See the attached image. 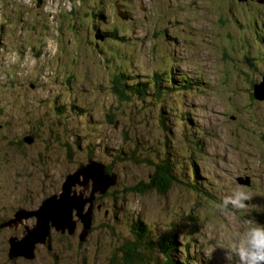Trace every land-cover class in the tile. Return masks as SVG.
<instances>
[{"label":"rangeland","instance_id":"374dc122","mask_svg":"<svg viewBox=\"0 0 264 264\" xmlns=\"http://www.w3.org/2000/svg\"><path fill=\"white\" fill-rule=\"evenodd\" d=\"M95 1L0 0V264H123L122 247L131 243L129 227L138 219L156 223L162 235L175 232L172 255L179 262L185 243L196 264H239L234 244L246 221L264 225V101L253 96V84L264 78V3ZM90 14L101 18L89 23ZM114 28L125 56L134 51L125 63L139 79L171 66L176 77L193 81L191 91L164 93L179 106L164 107L163 121L160 102H120L111 93V74L125 63L92 55L86 41ZM63 108L57 116L54 109ZM106 108L117 115L113 125L101 121ZM120 148L133 152V160H116ZM173 155L181 162L178 175L191 173L207 195L182 184L162 194L139 191L154 174L144 160ZM90 156L113 165L117 179L109 195L96 196L85 242L78 225L67 238H51L50 252L38 245L30 261L8 260L7 240L23 235L35 218L15 230L1 225L16 209L37 210L59 193L64 177ZM236 190L249 194L245 207H223Z\"/></svg>","mask_w":264,"mask_h":264},{"label":"trees","instance_id":"16d2710c","mask_svg":"<svg viewBox=\"0 0 264 264\" xmlns=\"http://www.w3.org/2000/svg\"><path fill=\"white\" fill-rule=\"evenodd\" d=\"M95 0H86V2H89L91 4L95 3L93 2ZM103 1V0H102ZM115 1V0H114ZM83 2V1H82ZM93 2V3H92ZM109 2V1H108ZM113 2V1H112ZM97 3V2H96ZM95 3V4H96ZM114 6L117 8L119 6H123L122 4H117L115 2ZM98 4V3H97ZM94 6V4H93ZM111 6V2L108 3L107 7ZM97 8V7H95ZM124 13V12H123ZM126 14V13H125ZM72 16V15H71ZM91 18L97 23L98 15L94 14V17L91 16V14L86 17L87 22L91 23ZM12 22V20L10 21ZM97 27V26H94ZM91 28V26H90ZM92 29V28H91ZM96 29V28H95ZM93 31V30H92ZM94 32V31H93ZM95 34V33H94ZM99 34V33H98ZM95 41V42H93ZM98 41V42H96ZM103 42V43H102ZM104 44V45H103ZM86 45L91 49L92 55H99L101 57H104V53L110 54V57L115 58L119 61V63H125L131 61V56L133 55L134 51L132 52V55L130 53H127V57L125 54L121 51L124 50V46H126L124 39L121 35H119V32L116 31V29H108L104 32H101L98 35V40L94 37H91L90 40L86 41ZM105 46V47H104ZM39 47V45H38ZM127 48H131L130 46H127ZM110 51L112 53H110ZM114 53V54H113ZM126 60V61H125ZM107 62V60H106ZM171 67V66H170ZM170 67H166L165 70H159V71H153L146 76L145 78L139 79L137 73H135L134 69L129 64V68L127 67L126 63L122 67H118V69L114 70L112 75V81L109 82V89L113 95L117 97V100L122 102V97L124 98L125 102H130L132 98H134L135 102L137 100L141 102L142 104H149L152 101H158L160 102L159 105V114L160 118L163 121V115H162V109L164 107L170 106V107H177V105H172V100L169 98L165 99V92L171 91V92H178L186 93L187 91H191L193 89V81L192 80H186L184 78H178L176 77L173 72H170ZM134 71V72H133ZM74 79L70 80L71 82ZM69 83V81L67 80ZM258 84V82L254 83ZM126 93V95H124ZM179 96V95H176ZM182 96V95H180ZM127 97L129 99H127ZM163 99V101H162ZM162 101V102H161ZM69 104L72 109H76L78 111V115L80 117L85 116V114H81V112H86V110L81 109L79 106L75 107ZM170 107L167 110H170ZM69 109V110H72ZM55 110V113L57 116L62 117V113L65 112L64 108L61 110ZM118 110V109H117ZM58 111V112H57ZM88 111V110H87ZM68 115H72L75 113H67ZM76 114V115H77ZM73 116V115H72ZM101 121L102 123L108 125H113L115 123V118H117V115H113L111 113V110L106 108L103 113L101 114ZM181 122L186 123L183 119H181ZM165 127V126H164ZM189 129V128H188ZM186 129V132L188 135H190L189 131L191 133L196 132V130L192 127H190L191 130L188 131ZM78 145V144H77ZM176 149V145L174 146ZM65 148L67 149V155L69 158H71V147L67 144L65 145ZM177 150V149H176ZM198 152V151H197ZM133 152H131V155H129L128 151L123 150L122 148L119 149L117 153L116 160H119L120 162L125 160H133L132 158ZM168 155V154H167ZM183 157L184 154H182ZM92 157V156H90ZM88 157L87 163L90 160H95V157L90 158ZM181 158V157H180ZM186 160V158H182ZM97 161V160H95ZM100 162V161H97ZM173 162L175 165H171L170 163ZM102 163V162H101ZM143 163H148L152 166V169L154 170V174L151 175L150 178V184H140L139 191L144 193L147 189L150 190L155 189L158 193H165L169 191V189L172 186H177L182 184L185 187L190 188L194 192H198L199 194H205L207 195L208 192H206L202 186H200L199 182L194 178V176L190 173L188 174L189 177H184L183 175H178V172L176 170V165H181V162L179 159L176 158V156H168L166 157V161L164 162V158L161 156L159 161L157 163H152L151 161L144 160ZM84 163H80L77 165L75 169H77L79 166L83 165ZM104 164V163H102ZM106 172L111 175L115 174L113 172L114 167L113 165H105ZM74 169V170H75ZM116 175V174H115ZM117 176V175H116ZM112 188V187H111ZM110 188V189H111ZM109 189V190H110ZM108 190V191H109ZM106 193L105 195H109ZM103 196H97V200H101L104 197ZM44 200V199H43ZM96 202V201H95ZM41 205V203H40ZM154 228V232L151 230V227ZM160 227L154 223L153 225H147L146 223H143L142 220L138 219L137 221L131 223L129 227V233L132 235L131 243H125L124 247H122L123 250V257L122 262L123 264H149L153 262V264H189V252L190 249L187 246V244H183L182 248L179 250L181 253L185 254L184 259L180 260V262L173 257V253L177 250V241L175 237V232L168 233L164 231L163 235L159 233ZM53 231V230H52ZM51 231V233H52ZM50 233V235H51ZM53 234V233H52ZM67 235H61L57 234L55 232V235L53 237H48L47 242L49 240L53 242L55 238H67L65 237ZM52 238V239H51ZM55 242V241H54ZM9 248V247H8ZM8 249H7V259L8 257ZM48 252L51 251V246H48L47 249ZM155 252V253H154ZM152 259H151V257ZM155 258V260L153 259ZM192 262L190 264H196V260L193 256H191ZM17 259H13L11 261H16ZM155 261V262H154Z\"/></svg>","mask_w":264,"mask_h":264},{"label":"water","instance_id":"95a60500","mask_svg":"<svg viewBox=\"0 0 264 264\" xmlns=\"http://www.w3.org/2000/svg\"><path fill=\"white\" fill-rule=\"evenodd\" d=\"M241 1L247 0H238ZM121 14L120 17L124 19L126 14ZM262 79V82L253 86V96L264 101V78ZM26 142L29 143V140ZM116 179L115 174L109 175L106 172L104 164L90 160L68 173L60 186V192L46 197L37 210L21 208L15 211L13 218L1 227L17 225L23 219L30 218H35V223L31 227L25 226L21 237L7 240L9 259H33L36 246H49L47 239L52 230L61 235H72L80 225L82 230L78 239L81 243L85 242L93 225V202L97 195H105L114 186ZM76 186L82 189L77 191ZM86 191H89L88 195L85 194Z\"/></svg>","mask_w":264,"mask_h":264},{"label":"clouds","instance_id":"9594fccd","mask_svg":"<svg viewBox=\"0 0 264 264\" xmlns=\"http://www.w3.org/2000/svg\"><path fill=\"white\" fill-rule=\"evenodd\" d=\"M249 194L244 190H236L223 200V207L231 205L234 208L245 207V201L249 200ZM249 225L247 231L238 234L234 244V252L239 264H264V225L255 220L246 221Z\"/></svg>","mask_w":264,"mask_h":264},{"label":"flooded vegetation","instance_id":"af4514ba","mask_svg":"<svg viewBox=\"0 0 264 264\" xmlns=\"http://www.w3.org/2000/svg\"><path fill=\"white\" fill-rule=\"evenodd\" d=\"M251 1H254V0H248V2H251ZM256 3H262V4H263V3H264V0H257ZM18 209H21V208H18ZM18 209H16L15 211H17ZM24 209H25V208H24ZM27 210H31V209H27ZM15 211H14V212H15ZM13 215H14V213L12 214V218H13ZM12 218H11V219H12ZM6 223H7V222H6ZM6 223H3V224H6ZM18 224H21V223H18ZM18 224H17V225L11 224L10 226H14V230H15V229L18 228ZM6 226L9 227V225H6ZM6 226H4V227H6ZM19 226H20V225H19ZM25 226H26V225H25ZM4 227H1V228H4ZM21 236H22V235H21ZM21 236H20V237H21ZM14 237H18V236H14ZM37 248L40 249V246H37ZM39 249H37V250H39Z\"/></svg>","mask_w":264,"mask_h":264},{"label":"bare ground","instance_id":"6f19581e","mask_svg":"<svg viewBox=\"0 0 264 264\" xmlns=\"http://www.w3.org/2000/svg\"><path fill=\"white\" fill-rule=\"evenodd\" d=\"M200 186H203L202 183H200ZM192 259H193V258L190 257L189 262H188L189 264L192 262Z\"/></svg>","mask_w":264,"mask_h":264}]
</instances>
